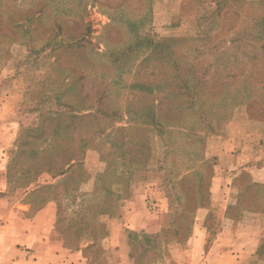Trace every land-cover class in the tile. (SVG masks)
Wrapping results in <instances>:
<instances>
[{
    "label": "rangeland",
    "instance_id": "obj_1",
    "mask_svg": "<svg viewBox=\"0 0 264 264\" xmlns=\"http://www.w3.org/2000/svg\"><path fill=\"white\" fill-rule=\"evenodd\" d=\"M212 1L221 30L203 35L195 28L210 0H0L9 192L29 197L33 210L50 206L67 244L88 245L89 264H114L111 233L122 228L127 196L147 193L171 214L178 186L189 198L173 225L126 236L140 264L180 252L200 227L207 250L236 249L239 264H264V185L247 173L227 177L224 167L180 178L202 152L189 145L204 142L190 129L221 132L243 116L233 113L239 105L264 122V0ZM187 74L194 84L182 95Z\"/></svg>",
    "mask_w": 264,
    "mask_h": 264
},
{
    "label": "crops",
    "instance_id": "obj_2",
    "mask_svg": "<svg viewBox=\"0 0 264 264\" xmlns=\"http://www.w3.org/2000/svg\"><path fill=\"white\" fill-rule=\"evenodd\" d=\"M214 6L212 0L201 5V7L211 10H209L207 17L205 14L198 16L201 25L195 28L196 32H190L212 35L221 30V26H218V22L220 25V17L215 14V9H212ZM173 9H176L175 6H173ZM211 18L213 19V27L204 25L205 21ZM177 30H181L183 35L184 26L177 28ZM43 61L53 70L54 63L51 59L46 57ZM219 62L217 64H222L221 60ZM225 62L226 69H228V66L233 65L228 60H225ZM183 77H187L184 80L187 84L182 87V95L184 91L191 93L189 86L194 84L188 74ZM234 88V85L230 84L226 87V91ZM202 94H205V98L223 97L221 92L208 93L203 90ZM197 96H200V94L197 93ZM0 97H3V95H0ZM4 97L5 108L8 109L9 93L6 92ZM1 104L4 103L1 102ZM22 107H25L23 112L28 114L30 110L25 95L22 98ZM233 113H236L235 115L242 114L243 116L237 118L235 116L233 120L225 124V128L221 132L213 133V130L207 128V124L203 129V123L199 124L197 131L194 129L188 131L191 135L199 136L201 140L204 138V142L203 145L201 143L196 144L194 140L189 143V145L195 146L198 152L201 148L202 152L201 155L191 161V167L180 178L191 179L195 177L194 175H197L198 180L200 177H205L204 174L200 175L199 171L206 166L214 169L224 167L226 171H230L227 177L236 178L241 172L247 173L253 183L264 185V122L249 116L246 105L237 106ZM2 123L0 121V128L5 130V135L0 137V264H89V260L85 255V247L88 245L73 248L67 244L65 237L49 220L50 206L33 210L29 201H26L29 197L23 196L22 193L9 192V181L6 175L9 162V117L5 119L3 125H1ZM23 128L25 126L21 127V129ZM252 151L257 154L260 153V157L255 159V154L252 155ZM212 176H214L213 178H219L217 174ZM168 178L170 180L169 184L173 186V178L171 176ZM231 182L233 185L232 178ZM177 188L179 190L177 194L178 192L182 194V198L173 200L175 204L171 206L173 208L171 214L164 207L159 211L157 207L152 206V203L148 202L147 193H141L140 195L134 192L131 196H127L121 211L122 217L119 220L122 228L119 232L114 231L111 233L114 264H140L131 254L130 239L126 238L131 232L158 235L163 229L173 225L180 214L179 210L189 198L187 192L181 186L175 189ZM221 190L219 187L217 191L221 193L223 192ZM26 195L28 196L27 193ZM208 240L207 230L201 227L197 228L187 247L180 252H175L172 249L166 251L163 256H160L151 264H239V254L242 251L229 249L225 252H217L214 248L207 250Z\"/></svg>",
    "mask_w": 264,
    "mask_h": 264
}]
</instances>
